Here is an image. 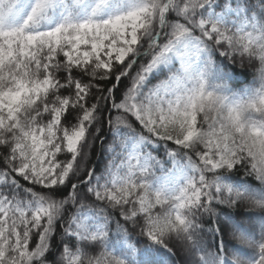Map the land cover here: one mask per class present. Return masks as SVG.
Listing matches in <instances>:
<instances>
[{"label":"snow or ice","instance_id":"obj_1","mask_svg":"<svg viewBox=\"0 0 264 264\" xmlns=\"http://www.w3.org/2000/svg\"><path fill=\"white\" fill-rule=\"evenodd\" d=\"M0 264H264V0H0Z\"/></svg>","mask_w":264,"mask_h":264},{"label":"trees","instance_id":"obj_2","mask_svg":"<svg viewBox=\"0 0 264 264\" xmlns=\"http://www.w3.org/2000/svg\"><path fill=\"white\" fill-rule=\"evenodd\" d=\"M41 27H45V26L42 24ZM230 71L232 72V79L229 81V86L234 90L238 91L241 88L245 87L246 85L252 83L253 70L249 65L245 64L244 67H240V65L237 64L236 66L231 67ZM124 83L127 84L128 82L124 81ZM104 131L110 138L111 133H108L106 128L104 129ZM105 159L106 157L100 151L99 144H97L93 154L92 163L97 165L102 170L103 165L105 163Z\"/></svg>","mask_w":264,"mask_h":264},{"label":"rangeland","instance_id":"obj_3","mask_svg":"<svg viewBox=\"0 0 264 264\" xmlns=\"http://www.w3.org/2000/svg\"><path fill=\"white\" fill-rule=\"evenodd\" d=\"M21 19H22V17H21V18H17L14 22H15V23H19ZM46 23H49V22L46 21ZM177 63H178V62H177ZM176 179H179V177H177Z\"/></svg>","mask_w":264,"mask_h":264}]
</instances>
